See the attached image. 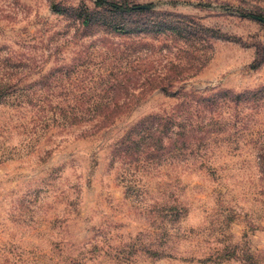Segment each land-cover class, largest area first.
I'll return each instance as SVG.
<instances>
[{
    "label": "rangeland",
    "instance_id": "374dc122",
    "mask_svg": "<svg viewBox=\"0 0 264 264\" xmlns=\"http://www.w3.org/2000/svg\"><path fill=\"white\" fill-rule=\"evenodd\" d=\"M114 1L152 6L120 15L95 0H0V264H264V96L225 108L234 126L191 151L116 152L146 118L182 120L195 95L264 86V0ZM158 12L210 30L205 66L109 126L63 123L50 106L72 100L53 92L80 74L91 82L112 60L106 47L126 40L114 27Z\"/></svg>",
    "mask_w": 264,
    "mask_h": 264
},
{
    "label": "trees",
    "instance_id": "16d2710c",
    "mask_svg": "<svg viewBox=\"0 0 264 264\" xmlns=\"http://www.w3.org/2000/svg\"><path fill=\"white\" fill-rule=\"evenodd\" d=\"M141 5L95 0L96 7L106 6L120 15L151 11L152 4H147L146 8ZM244 15L263 18L260 14ZM91 22V17L83 20V23ZM134 25L127 30L114 27L115 37L126 40L116 47H106L113 63H102L99 69H106L93 75L91 82L80 74L73 76L74 86H63V91L53 92L52 95L60 94L66 101L72 100L65 105L50 106L58 110L63 123L95 121L96 128L109 126L145 95L156 90L172 93L176 84L195 75L209 59L206 49L212 46L210 30L190 16L158 12L153 18L135 21ZM67 73L69 77L70 71ZM263 96L264 86L242 92L221 90L207 96L195 95L198 106H192L191 110L187 106L182 120L177 122L162 116L146 118L123 136L116 152L134 159L141 156L160 159L191 151L195 142L234 126L238 114L233 110L227 118L225 108L241 103L255 106Z\"/></svg>",
    "mask_w": 264,
    "mask_h": 264
},
{
    "label": "water",
    "instance_id": "95a60500",
    "mask_svg": "<svg viewBox=\"0 0 264 264\" xmlns=\"http://www.w3.org/2000/svg\"><path fill=\"white\" fill-rule=\"evenodd\" d=\"M140 7H147L146 5H141ZM259 20H263V19H261V18H258ZM264 21V20H263Z\"/></svg>",
    "mask_w": 264,
    "mask_h": 264
}]
</instances>
